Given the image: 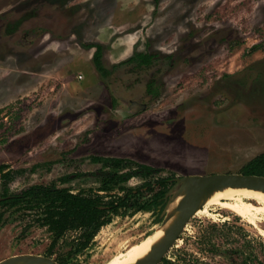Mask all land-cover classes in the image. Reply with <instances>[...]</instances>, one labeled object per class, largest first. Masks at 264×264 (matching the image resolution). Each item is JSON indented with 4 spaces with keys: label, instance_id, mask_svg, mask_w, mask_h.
<instances>
[{
    "label": "rangeland",
    "instance_id": "1",
    "mask_svg": "<svg viewBox=\"0 0 264 264\" xmlns=\"http://www.w3.org/2000/svg\"><path fill=\"white\" fill-rule=\"evenodd\" d=\"M89 44L102 46L107 76ZM139 52L157 58L122 64ZM0 109V164L25 170L9 193L95 191L108 168L91 156L155 169L129 188L239 173L264 152V0H0ZM152 193L141 189L142 200ZM208 212L190 217L158 264H264V216ZM37 215L0 205V260L103 264L160 229L151 211L113 215L87 248L70 230L47 256L53 235Z\"/></svg>",
    "mask_w": 264,
    "mask_h": 264
},
{
    "label": "trees",
    "instance_id": "2",
    "mask_svg": "<svg viewBox=\"0 0 264 264\" xmlns=\"http://www.w3.org/2000/svg\"><path fill=\"white\" fill-rule=\"evenodd\" d=\"M94 46L93 63L96 70L107 76V70L102 63V46ZM156 53H134L122 64L135 63L139 67L150 66ZM2 109H0L1 113ZM92 162L102 165L100 169V186L88 193L72 192L68 187L50 185H31L15 193H9V184L25 170H13L7 164H0V185L2 194L0 205L33 210L37 215V222L47 226L53 235V240L47 249V256L53 252V246L68 231L77 232L75 248L77 251L87 248L98 231L111 222L113 215L127 212L151 211L156 213V223L162 220V210L166 204L165 194L173 185L176 177L173 175L160 177L155 181H145L138 188L125 186L134 176L147 177L155 169L149 165L138 163L131 159L120 157L91 156ZM31 170V169H29ZM244 175L264 176V152L256 155L239 170ZM153 192L151 196L142 200L141 189ZM65 264V262H62Z\"/></svg>",
    "mask_w": 264,
    "mask_h": 264
},
{
    "label": "water",
    "instance_id": "3",
    "mask_svg": "<svg viewBox=\"0 0 264 264\" xmlns=\"http://www.w3.org/2000/svg\"><path fill=\"white\" fill-rule=\"evenodd\" d=\"M144 107L138 105L137 109ZM136 108V107H135ZM233 185L264 193V176L242 173H213L208 175H186L177 177L166 192V204L162 210L161 235L153 247L133 264H158L177 239L186 222L201 208V196L206 187ZM180 199V206L168 213L167 206ZM2 198H0V201ZM0 264H59L43 255H15L0 260Z\"/></svg>",
    "mask_w": 264,
    "mask_h": 264
},
{
    "label": "bare ground",
    "instance_id": "4",
    "mask_svg": "<svg viewBox=\"0 0 264 264\" xmlns=\"http://www.w3.org/2000/svg\"><path fill=\"white\" fill-rule=\"evenodd\" d=\"M177 199L167 206L168 213H172L180 206ZM218 204L227 208L237 216L250 223L256 216H264V193L250 190L240 186L223 185L206 187L201 196V208L195 214L209 213V207ZM161 235L157 229L155 232L144 236L138 241L124 247V249L112 255L103 264H133L142 258L153 247L155 241Z\"/></svg>",
    "mask_w": 264,
    "mask_h": 264
},
{
    "label": "flooded vegetation",
    "instance_id": "5",
    "mask_svg": "<svg viewBox=\"0 0 264 264\" xmlns=\"http://www.w3.org/2000/svg\"><path fill=\"white\" fill-rule=\"evenodd\" d=\"M139 212V211H138ZM147 236V235H146ZM146 236H144V238L146 237Z\"/></svg>",
    "mask_w": 264,
    "mask_h": 264
}]
</instances>
